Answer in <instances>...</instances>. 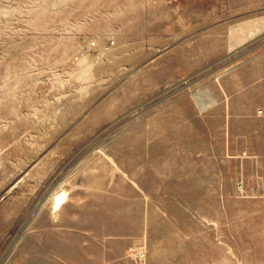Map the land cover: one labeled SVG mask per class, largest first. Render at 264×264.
Listing matches in <instances>:
<instances>
[{"label":"rangeland","instance_id":"rangeland-1","mask_svg":"<svg viewBox=\"0 0 264 264\" xmlns=\"http://www.w3.org/2000/svg\"><path fill=\"white\" fill-rule=\"evenodd\" d=\"M259 107L264 0H0V264H264Z\"/></svg>","mask_w":264,"mask_h":264},{"label":"crops","instance_id":"crops-1","mask_svg":"<svg viewBox=\"0 0 264 264\" xmlns=\"http://www.w3.org/2000/svg\"><path fill=\"white\" fill-rule=\"evenodd\" d=\"M196 95H195V98H196ZM205 102H204L205 105H200L198 109H199L200 113L209 115L214 106L211 104L212 103L211 101L210 102L205 101ZM227 106H228V104H227Z\"/></svg>","mask_w":264,"mask_h":264},{"label":"built area","instance_id":"built-area-1","mask_svg":"<svg viewBox=\"0 0 264 264\" xmlns=\"http://www.w3.org/2000/svg\"><path fill=\"white\" fill-rule=\"evenodd\" d=\"M258 113H259L260 115H263V116H264V108H263V107H259V108H258ZM260 190H261L262 192H264V185H261V186H260Z\"/></svg>","mask_w":264,"mask_h":264},{"label":"bare ground","instance_id":"bare-ground-1","mask_svg":"<svg viewBox=\"0 0 264 264\" xmlns=\"http://www.w3.org/2000/svg\"><path fill=\"white\" fill-rule=\"evenodd\" d=\"M206 94V93H205ZM207 95V94H206ZM205 95V96H206ZM195 97V96H194ZM207 98V97H206ZM196 99L200 102L201 101V98H199L197 95H196ZM201 103V102H200ZM206 103V102H205ZM205 103H202L201 105H205Z\"/></svg>","mask_w":264,"mask_h":264}]
</instances>
